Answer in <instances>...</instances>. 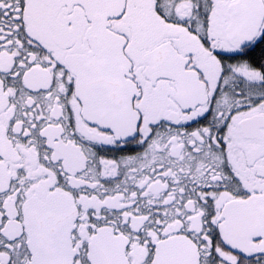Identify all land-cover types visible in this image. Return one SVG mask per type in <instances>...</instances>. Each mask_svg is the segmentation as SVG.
Listing matches in <instances>:
<instances>
[{"label": "snow or ice", "instance_id": "snow-or-ice-1", "mask_svg": "<svg viewBox=\"0 0 264 264\" xmlns=\"http://www.w3.org/2000/svg\"><path fill=\"white\" fill-rule=\"evenodd\" d=\"M0 264H264V0H0Z\"/></svg>", "mask_w": 264, "mask_h": 264}]
</instances>
